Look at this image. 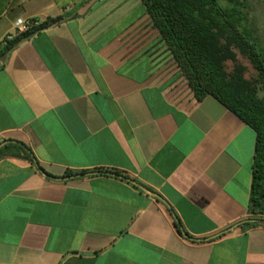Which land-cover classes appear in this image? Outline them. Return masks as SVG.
Here are the masks:
<instances>
[{
  "label": "crops",
  "instance_id": "crops-1",
  "mask_svg": "<svg viewBox=\"0 0 264 264\" xmlns=\"http://www.w3.org/2000/svg\"><path fill=\"white\" fill-rule=\"evenodd\" d=\"M256 145L142 0H0V264H264Z\"/></svg>",
  "mask_w": 264,
  "mask_h": 264
},
{
  "label": "trees",
  "instance_id": "trees-1",
  "mask_svg": "<svg viewBox=\"0 0 264 264\" xmlns=\"http://www.w3.org/2000/svg\"><path fill=\"white\" fill-rule=\"evenodd\" d=\"M142 2L162 46L196 98L215 97L257 133L249 207L254 218L246 220L244 229L264 224V48L257 26L250 21L248 0ZM27 35L14 39L10 46ZM19 149L37 164L29 148ZM99 172L120 176L117 171ZM175 224L181 233L180 223Z\"/></svg>",
  "mask_w": 264,
  "mask_h": 264
},
{
  "label": "rangeland",
  "instance_id": "rangeland-1",
  "mask_svg": "<svg viewBox=\"0 0 264 264\" xmlns=\"http://www.w3.org/2000/svg\"><path fill=\"white\" fill-rule=\"evenodd\" d=\"M249 4V18L258 30L260 41L264 48V0H248Z\"/></svg>",
  "mask_w": 264,
  "mask_h": 264
},
{
  "label": "built area",
  "instance_id": "built-area-1",
  "mask_svg": "<svg viewBox=\"0 0 264 264\" xmlns=\"http://www.w3.org/2000/svg\"><path fill=\"white\" fill-rule=\"evenodd\" d=\"M39 27V22L34 19L18 20L15 26V32L7 35L2 44H7L15 38L27 34Z\"/></svg>",
  "mask_w": 264,
  "mask_h": 264
}]
</instances>
